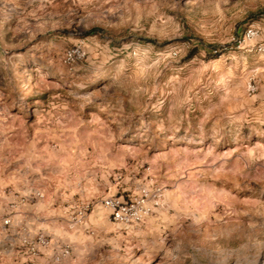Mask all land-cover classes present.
I'll list each match as a JSON object with an SVG mask.
<instances>
[{
  "label": "rangeland",
  "instance_id": "374dc122",
  "mask_svg": "<svg viewBox=\"0 0 264 264\" xmlns=\"http://www.w3.org/2000/svg\"><path fill=\"white\" fill-rule=\"evenodd\" d=\"M38 258L264 264V0H0V264Z\"/></svg>",
  "mask_w": 264,
  "mask_h": 264
},
{
  "label": "built area",
  "instance_id": "2783aa9c",
  "mask_svg": "<svg viewBox=\"0 0 264 264\" xmlns=\"http://www.w3.org/2000/svg\"><path fill=\"white\" fill-rule=\"evenodd\" d=\"M254 33L250 29L247 32V37H253ZM106 209L111 211L113 220L120 224H128L140 218L138 206L134 202L125 201L120 197H110L104 202ZM9 224V221H6ZM44 244H47L44 242Z\"/></svg>",
  "mask_w": 264,
  "mask_h": 264
},
{
  "label": "crops",
  "instance_id": "0c3cea01",
  "mask_svg": "<svg viewBox=\"0 0 264 264\" xmlns=\"http://www.w3.org/2000/svg\"><path fill=\"white\" fill-rule=\"evenodd\" d=\"M38 261V263H37ZM36 261V264H45L44 262H47L46 258L42 259V258H38Z\"/></svg>",
  "mask_w": 264,
  "mask_h": 264
}]
</instances>
